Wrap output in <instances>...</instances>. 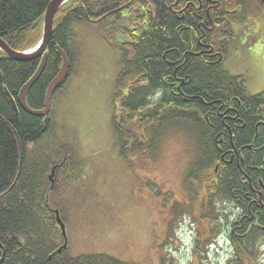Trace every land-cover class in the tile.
Returning a JSON list of instances; mask_svg holds the SVG:
<instances>
[{
  "label": "trees",
  "instance_id": "16d2710c",
  "mask_svg": "<svg viewBox=\"0 0 264 264\" xmlns=\"http://www.w3.org/2000/svg\"><path fill=\"white\" fill-rule=\"evenodd\" d=\"M51 1L0 0V38L16 51H26L37 45L43 37L44 17ZM131 1L70 0L65 3L54 19L52 39L47 47V66L29 92L28 103L33 109L43 108L47 87L62 65L59 46L71 60L69 77L59 90L66 85L75 66V57L70 49V40L76 34L75 26L96 25L108 35L109 45L121 55L115 91L119 102L116 104V116L111 119L120 156L141 155L154 159L162 141L168 137V131L184 129L182 132H189L188 138L197 144L196 159L192 161L188 175L198 180L202 170L209 169L213 173L219 162L214 133L221 126V117L213 112L210 114V110L215 111L219 101L229 103L230 93L236 92L244 94L240 99L252 117H264V95L248 94L237 78L229 77L218 68H207L199 58L191 56L178 73V77L186 82L183 94L178 90L171 94L165 80L167 77L175 79L174 69L164 61L162 52L178 43L175 34L178 21L166 9L160 13L161 0H149L160 16L153 20L148 15V29L144 33L141 27L144 19L133 8L135 4H144V0H133L134 3L129 4ZM109 21H114L119 27L114 35L110 34ZM123 29L129 33L128 36L124 35ZM116 37H123L124 41L117 42ZM41 59L36 57L21 62L0 49V242L6 251L2 264H133L107 254L73 256L67 250L59 252L54 244L57 227L55 214L47 202L48 174L53 165L61 162L58 160L61 153L66 158L69 154L74 159L78 156L71 147L62 146L56 148L60 154L55 157L33 159L34 148L30 146L52 133L54 106L47 118L32 116L22 108H19L17 117L6 93L9 91L18 100L22 87L36 73ZM54 98L55 95L53 102ZM152 98L156 100L152 101ZM234 103L242 115L246 114L238 100L234 99ZM207 119L214 128L208 126ZM247 130L252 132V126L248 125ZM72 165L78 167L81 164ZM197 235L196 241H201L197 242L198 248L213 241V238L206 240L207 227L203 231L199 226ZM235 244V264H243L247 254L256 256L255 243L251 245L249 241L240 240ZM205 245L208 244L202 248ZM2 254L0 250V258ZM196 258L198 262L201 259Z\"/></svg>",
  "mask_w": 264,
  "mask_h": 264
},
{
  "label": "rangeland",
  "instance_id": "374dc122",
  "mask_svg": "<svg viewBox=\"0 0 264 264\" xmlns=\"http://www.w3.org/2000/svg\"><path fill=\"white\" fill-rule=\"evenodd\" d=\"M75 30L70 40L74 71L55 95L52 133L30 146L33 159L55 157L62 146L78 156H58L68 163L62 160L56 176L64 187L59 195L53 191L49 196L66 225L67 251L73 256L107 254L133 264H192L199 235L190 217L192 194L186 179L196 159V141L184 129L169 130L156 158L121 157L111 129L119 102L115 91L120 52L96 25L76 24ZM258 79L250 78L255 93L264 88L261 75ZM188 183L196 190L204 188L202 179ZM202 222L204 231L207 225ZM55 241H62L60 228ZM204 244L208 247L201 252L200 264H227L233 250L228 240ZM258 260L264 264V249ZM249 262L245 258L243 264Z\"/></svg>",
  "mask_w": 264,
  "mask_h": 264
},
{
  "label": "flooded vegetation",
  "instance_id": "af4514ba",
  "mask_svg": "<svg viewBox=\"0 0 264 264\" xmlns=\"http://www.w3.org/2000/svg\"><path fill=\"white\" fill-rule=\"evenodd\" d=\"M132 3L133 0L129 2ZM133 8L144 19L141 22L144 33L148 29V15L153 20L160 16L149 0L135 4ZM159 8L160 13L166 9L178 21L175 26L178 43L162 52L164 61L174 69L175 79L167 77L165 80L171 94L177 90L183 94L186 82L178 77V73L191 56L199 58L207 68H218L229 77L237 78L248 94L264 95V88L256 93L251 90L252 79L254 82L260 80L259 75L264 79V0H161ZM109 24L110 34L118 31L114 21H109ZM123 32L128 36L125 29ZM120 40L124 41V38L115 39L117 42ZM242 96L243 93L232 92L229 103L219 101V107L215 111L210 110V114L213 112L221 117V126L214 133L219 162L213 173L209 169L201 171V174L209 172L205 178L201 174L198 177L204 181L203 190H196L195 185L188 183V180L195 183L190 174L186 186L192 194L190 213L195 229L203 221L202 225L208 228L206 240L220 241L224 238L230 242L233 254L227 264H235V241L240 240L249 241L251 245L255 243L256 256L245 255L250 261L246 264H259L258 258L264 249V117H252L242 104ZM234 99L239 101L246 114L242 115ZM207 124L214 128L209 119ZM248 125L252 126L250 133ZM61 164H57L56 175ZM53 191L57 195L62 191L55 179L46 189L49 196ZM197 242L201 241L194 243L193 262L197 256L201 258L200 253L206 252L208 247L199 250ZM54 244L57 249L63 245L57 241Z\"/></svg>",
  "mask_w": 264,
  "mask_h": 264
},
{
  "label": "water",
  "instance_id": "95a60500",
  "mask_svg": "<svg viewBox=\"0 0 264 264\" xmlns=\"http://www.w3.org/2000/svg\"><path fill=\"white\" fill-rule=\"evenodd\" d=\"M69 0H52L47 7L45 17H44V31H43V38L40 45L36 47V49L31 51H16L12 49L6 41H4L2 38H0V49H2L5 53H7L11 58L17 60V61H29L31 59H34L36 57H42L41 63L39 65V68L37 69L36 73L32 76V78L22 87L18 100H15L14 97L10 94L9 91H6L7 96L11 102L12 107L14 108L16 112V116H19V108H22L26 113L35 116V117H43L47 118L51 112V104L53 95L55 92L60 88V86L63 84V82L69 77L70 69H71V60L69 58V55L67 52L59 47V52L62 57V65L60 67L59 72L57 75L52 79V81L49 83L45 95V102L42 109H33L30 107L28 103V95L31 91L32 87L35 85V83L40 79L42 76L47 63H48V52H46L48 44L50 43L52 39V31H53V24H54V18L58 10ZM54 175V170L50 176V179H52ZM56 219L58 224L62 228L63 235L65 237V244L62 248H60V251L63 248L67 247L68 244V238L66 235V227L64 222L62 221L60 217V213L58 210L55 211ZM0 250H3V255L0 259V264H2L5 260L6 252L4 250V246L2 243H0Z\"/></svg>",
  "mask_w": 264,
  "mask_h": 264
},
{
  "label": "bare ground",
  "instance_id": "6f19581e",
  "mask_svg": "<svg viewBox=\"0 0 264 264\" xmlns=\"http://www.w3.org/2000/svg\"><path fill=\"white\" fill-rule=\"evenodd\" d=\"M60 47V46H59ZM59 47H57L58 48V51H59ZM61 55V54H60ZM62 234V233H61ZM1 259V258H0Z\"/></svg>",
  "mask_w": 264,
  "mask_h": 264
}]
</instances>
